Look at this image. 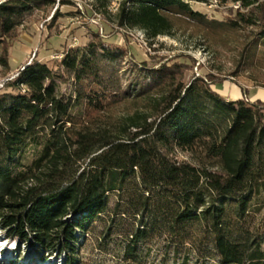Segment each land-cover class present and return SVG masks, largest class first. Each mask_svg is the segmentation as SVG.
I'll list each match as a JSON object with an SVG mask.
<instances>
[{"label": "trees", "instance_id": "16d2710c", "mask_svg": "<svg viewBox=\"0 0 264 264\" xmlns=\"http://www.w3.org/2000/svg\"><path fill=\"white\" fill-rule=\"evenodd\" d=\"M191 1L203 0H122L115 16L152 41L182 22L208 23ZM238 1L251 7L248 26L264 19L259 0ZM54 3L0 0L4 72L24 16ZM128 56L94 33L59 62L70 94L58 91L66 76L35 59L1 83L0 231L16 240L8 264H25L27 244L39 262L84 264L93 238L119 264H264V102L227 99L213 76L186 82L177 62L125 68Z\"/></svg>", "mask_w": 264, "mask_h": 264}, {"label": "rangeland", "instance_id": "374dc122", "mask_svg": "<svg viewBox=\"0 0 264 264\" xmlns=\"http://www.w3.org/2000/svg\"><path fill=\"white\" fill-rule=\"evenodd\" d=\"M107 1L55 0L47 9L27 13L17 31V39L11 42L10 71L6 73L0 66V85L35 59L66 76V79H58V91L60 95L70 94L73 80L59 65L61 56L69 48L87 45L94 33H98L106 44L127 50L129 56L124 59L125 68L132 62H145L148 67L177 62L186 82L194 76H213L222 82L213 88L227 99L264 102V40L256 45L257 33L264 28V19L253 26L241 19L251 7L245 8L238 0L191 1L192 8L204 14L208 23L182 22L173 35H160L151 41L142 30L119 27L115 16L118 2L114 4V0H110L105 10L102 5ZM259 3L264 5V0ZM253 15L261 17L262 9ZM234 23L239 25L240 31L229 29L228 25ZM255 48L258 49L255 51ZM243 51L247 53L242 56ZM253 52L254 56L251 55ZM126 112V108H119L113 114L121 116ZM177 155L180 159L189 158L183 152H177ZM97 246L96 238L82 246L80 255L84 264H119L112 253L103 254ZM114 246L112 243L111 248ZM15 249L16 240H8L0 231V262L8 264L16 257ZM23 253L25 264H62L63 260L54 255L45 263L39 262L38 251L29 244L23 246Z\"/></svg>", "mask_w": 264, "mask_h": 264}, {"label": "built area", "instance_id": "2783aa9c", "mask_svg": "<svg viewBox=\"0 0 264 264\" xmlns=\"http://www.w3.org/2000/svg\"><path fill=\"white\" fill-rule=\"evenodd\" d=\"M122 0H114V4H116L118 2V8H119V5L121 3ZM62 57V56H61Z\"/></svg>", "mask_w": 264, "mask_h": 264}]
</instances>
